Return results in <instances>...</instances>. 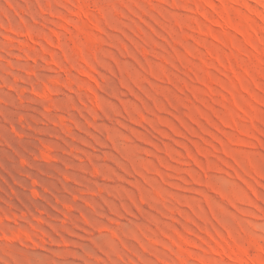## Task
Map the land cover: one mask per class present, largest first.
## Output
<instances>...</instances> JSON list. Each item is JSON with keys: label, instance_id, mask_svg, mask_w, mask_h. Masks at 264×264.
<instances>
[{"label": "rangeland", "instance_id": "1", "mask_svg": "<svg viewBox=\"0 0 264 264\" xmlns=\"http://www.w3.org/2000/svg\"><path fill=\"white\" fill-rule=\"evenodd\" d=\"M246 3L0 0V264H264Z\"/></svg>", "mask_w": 264, "mask_h": 264}, {"label": "bare ground", "instance_id": "2", "mask_svg": "<svg viewBox=\"0 0 264 264\" xmlns=\"http://www.w3.org/2000/svg\"><path fill=\"white\" fill-rule=\"evenodd\" d=\"M217 1H219V0H217ZM225 1H229V2H234V3H241V4H243L245 7H247V3H246V1L247 0H225ZM255 2L261 7V9L262 10H264V4H262V3H259L257 0H255ZM223 21V23H222V25H225V26H229V21H228V19H224V20H222ZM238 250V253L240 254V256H241V262H243L244 264H261L259 261H257V260H252V259H250L249 257H247L246 255H245V253L241 250V249H237ZM231 254L232 255H234V256H236V253H233V252H231Z\"/></svg>", "mask_w": 264, "mask_h": 264}]
</instances>
